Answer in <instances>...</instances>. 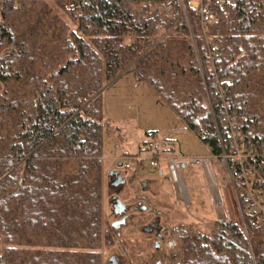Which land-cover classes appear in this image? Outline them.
<instances>
[{"label":"trees","instance_id":"16d2710c","mask_svg":"<svg viewBox=\"0 0 264 264\" xmlns=\"http://www.w3.org/2000/svg\"><path fill=\"white\" fill-rule=\"evenodd\" d=\"M51 1L62 14L0 0V264H102L105 94L126 72L227 155L245 224L182 231L160 264H264V0L215 6L206 31L196 0L188 19L168 0ZM219 89L242 114L243 164Z\"/></svg>","mask_w":264,"mask_h":264},{"label":"rangeland","instance_id":"374dc122","mask_svg":"<svg viewBox=\"0 0 264 264\" xmlns=\"http://www.w3.org/2000/svg\"><path fill=\"white\" fill-rule=\"evenodd\" d=\"M48 1L62 14L53 1ZM182 13L188 19L186 13ZM165 21L169 22V19ZM200 68L204 75L201 62ZM118 79L119 82L105 94L103 228L109 227L113 220L110 193L114 189L107 172L118 169V162L127 158L130 171L137 169L158 180L160 185L152 184L150 199L143 201L148 210L145 213L139 211L138 216L142 218L130 221L123 228V235L116 245L102 243V264L112 255L119 256L120 264H157L177 247V238L182 231L209 233L218 219L231 218L244 227L234 178L227 167V155H213L159 95L146 83L137 81L132 72L122 73ZM205 99L207 115L215 118L208 93ZM154 158L158 160L155 165L151 164ZM173 159L182 163L179 182L172 179L168 168ZM256 210L260 211L259 208ZM157 219L165 235L158 242L161 250L155 247L159 240L156 231H148L150 222Z\"/></svg>","mask_w":264,"mask_h":264},{"label":"flooded vegetation","instance_id":"af4514ba","mask_svg":"<svg viewBox=\"0 0 264 264\" xmlns=\"http://www.w3.org/2000/svg\"><path fill=\"white\" fill-rule=\"evenodd\" d=\"M118 169L111 170L107 172L109 176V183L114 189L110 193L111 197V208H112V218L110 226L103 228V244L106 242L109 246L116 245L117 241L122 237L123 228L127 227L130 221L134 219H141L142 216H138L139 211L145 213L148 210V206L143 204V201L148 202L149 190L154 186L160 185L158 180H154L148 176L141 174L137 169L129 170L130 164L128 167H125L122 162H118ZM161 171V175L163 176ZM128 186V190L126 187ZM111 190V189H110ZM126 191V192H125ZM123 194V195H122ZM125 198H124V197ZM122 199V200H120ZM118 200L122 201L124 206L118 207ZM134 210L133 212L131 210ZM118 211V213H117ZM160 220L150 222V233L156 231V236L159 239L155 242L156 250H161L157 244L159 241L163 240L165 237L162 232L163 227L159 224ZM119 256L112 255L104 264H120ZM161 261H158L157 264H160Z\"/></svg>","mask_w":264,"mask_h":264},{"label":"built area","instance_id":"2783aa9c","mask_svg":"<svg viewBox=\"0 0 264 264\" xmlns=\"http://www.w3.org/2000/svg\"><path fill=\"white\" fill-rule=\"evenodd\" d=\"M82 5H88L89 0H81L80 1ZM234 0H196L194 4V8L196 9L197 14L200 16L201 24L203 27V30L206 31L208 26L212 24L216 17H217V11L215 10V6H222L224 4H232ZM166 11L168 12H185L186 16L188 17V12L185 6L184 0H168ZM211 50L213 52V60L217 61L219 59L218 56V50L215 46L211 45ZM219 97L221 99L220 107L225 112V119L228 121V126L230 130L231 136L234 138L236 142V148L233 151L232 156L237 160V162L243 164V162L249 157L250 155H254L253 153H246L243 149V143L241 140H243L244 136L240 132V125L238 123L237 118L241 116L242 114H237L236 112L231 110V105L228 100V96L225 94V92L222 89H219ZM158 160L154 158L151 161V164L155 165L157 164ZM192 161L191 163H193ZM195 162H199V160H195ZM122 163L125 167L129 166V161L127 158H124L122 160ZM168 168L170 170V174L172 179L174 181L179 182V175L182 170V163L180 160L173 159L169 164ZM257 208H259L260 211L264 212V204L259 205Z\"/></svg>","mask_w":264,"mask_h":264},{"label":"water","instance_id":"95a60500","mask_svg":"<svg viewBox=\"0 0 264 264\" xmlns=\"http://www.w3.org/2000/svg\"><path fill=\"white\" fill-rule=\"evenodd\" d=\"M11 32H12V39H13V44H14V43H15V33L13 32V30H11ZM118 77H119V76H118ZM118 77H117L116 79H118ZM116 79H115V80H116ZM115 80H114V81H115ZM111 83H112V82H111ZM111 83H110V84H111ZM110 84H108V85H107L102 91H104V90H105ZM102 91H101V92H102ZM59 131H60V129H59ZM20 183L22 184V181H21ZM21 184H20V185H21ZM117 206H118V207H122V206H124V204H123L122 201L118 200ZM117 213H118V211H117ZM157 246H159V244H157ZM3 264H5V262H4Z\"/></svg>","mask_w":264,"mask_h":264}]
</instances>
